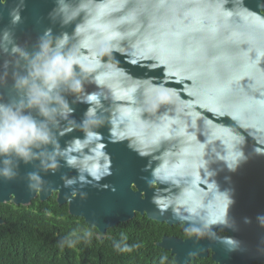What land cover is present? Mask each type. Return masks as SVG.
I'll return each mask as SVG.
<instances>
[{
    "label": "water",
    "instance_id": "95a60500",
    "mask_svg": "<svg viewBox=\"0 0 264 264\" xmlns=\"http://www.w3.org/2000/svg\"><path fill=\"white\" fill-rule=\"evenodd\" d=\"M16 2L0 0V48L9 52L13 41L32 54L45 30L71 35L80 26L68 47L80 68L96 77L85 84L86 93L97 94L107 114L95 129L98 141L80 151L106 157L111 175L101 188L82 189L87 198L70 201L61 176L77 173L61 161L55 173H41L47 181L42 192L30 191L24 180L0 179V202L28 205L55 192L58 204L66 203L102 237L136 213L181 223L183 230L199 227L200 220L224 214L227 191L234 201L227 213L231 227L213 225L214 235L198 242L164 234L156 244L176 264L207 256L217 264H264L257 252L264 249V227L257 222L264 216V0H133L136 6L124 15L129 0H83L84 10L64 27L48 16L56 0H25L21 21L12 25ZM6 60L18 58L0 50V66ZM12 84L10 71L7 86L0 87L3 102L16 97ZM72 106L79 122L89 105ZM83 136L62 122L59 145L71 151ZM133 143L147 154L133 150ZM239 148L247 159L230 170ZM153 170L163 179L149 184ZM32 171V164L21 162L22 176ZM229 238L240 242L238 249L229 250L235 246Z\"/></svg>",
    "mask_w": 264,
    "mask_h": 264
},
{
    "label": "clouds",
    "instance_id": "9594fccd",
    "mask_svg": "<svg viewBox=\"0 0 264 264\" xmlns=\"http://www.w3.org/2000/svg\"><path fill=\"white\" fill-rule=\"evenodd\" d=\"M24 7L25 0H17L15 6L10 9L12 25L21 21V11ZM83 10V0L75 4L69 0H56V6L48 16L53 23L59 22L60 26L64 27L71 24ZM79 27L77 25L72 34H75ZM4 35L12 36V33L6 31ZM71 35L62 32L53 36L52 29L49 28L38 38V51L32 54L13 41L10 52L9 48H0L4 53L17 57L18 61H24L21 65L18 61L6 60L0 66L2 68L0 87L7 86L11 71L12 88L17 94L8 102H3V96H0V179L24 180L30 191L42 192L47 181L43 179L41 173L45 175L55 173L61 167L60 162L64 161L68 168L74 169L77 173L72 177L66 174L61 176L63 187L69 190L66 197L70 201L77 196L81 199L87 198L88 193L82 189L88 185L101 188L103 185L99 182L111 175L110 164L106 157L98 160L94 153L80 151V145L87 148L89 143L98 141L95 129L103 126L107 114L100 97L95 93H86L85 84L95 82L96 77L86 74L80 68V61L73 58L72 49L68 47ZM0 41H3V36H0ZM21 69L26 74H21ZM68 96L72 97L71 103ZM81 103L89 106L84 111L82 119L77 122L73 118L75 108L72 105ZM62 122L78 127L84 133L83 138L79 143L74 144L71 151L59 145L58 134ZM129 146L142 156L147 154L135 143ZM246 159L244 152L239 148L237 159L229 169L235 170L240 162ZM21 162L25 165L32 164L36 171L22 176ZM144 171H148V168L146 167ZM162 179L158 171L153 170L152 178L148 183L153 184ZM222 193L226 194V205L224 214L220 218L206 222L200 220L201 226L189 224L185 229L189 235L196 238L197 242L212 233L213 225L232 226L229 224L227 213L234 201L227 191ZM152 203L158 207L160 205V199L156 194L153 195ZM244 222L251 223L248 218H245ZM257 222L264 227V216H257ZM91 236L90 231L84 232L85 238ZM79 239L77 233L73 232L60 241V244L62 247L65 245L73 247ZM229 239L235 245L229 250L238 249L240 242ZM126 241L127 237L122 235L120 241H113V245L120 252H130L133 247H138V245L129 246ZM257 252L264 255V249L261 247L257 248ZM188 255L192 256L195 253L189 252Z\"/></svg>",
    "mask_w": 264,
    "mask_h": 264
},
{
    "label": "trees",
    "instance_id": "16d2710c",
    "mask_svg": "<svg viewBox=\"0 0 264 264\" xmlns=\"http://www.w3.org/2000/svg\"><path fill=\"white\" fill-rule=\"evenodd\" d=\"M0 217V264H176L173 254L156 242L164 234H189L181 223L168 225L136 213L99 237L94 226L69 213L66 203H57L55 192L45 200L35 197L28 205L0 202ZM85 231L92 236L85 238ZM73 232L80 237L78 242L62 247L60 241ZM122 235L129 246L138 247L117 251L113 241H120ZM186 264L217 263L207 256Z\"/></svg>",
    "mask_w": 264,
    "mask_h": 264
},
{
    "label": "snow or ice",
    "instance_id": "6c2138e0",
    "mask_svg": "<svg viewBox=\"0 0 264 264\" xmlns=\"http://www.w3.org/2000/svg\"><path fill=\"white\" fill-rule=\"evenodd\" d=\"M134 6H136V5L134 4L133 0H129V2L127 3V5L124 8V12H121V15H124L128 9L133 8ZM133 63H135V61H133Z\"/></svg>",
    "mask_w": 264,
    "mask_h": 264
},
{
    "label": "flooded vegetation",
    "instance_id": "af4514ba",
    "mask_svg": "<svg viewBox=\"0 0 264 264\" xmlns=\"http://www.w3.org/2000/svg\"><path fill=\"white\" fill-rule=\"evenodd\" d=\"M168 235H172V234H168ZM188 235H189V234H188ZM188 235H187V236H188ZM185 237H186V236H185Z\"/></svg>",
    "mask_w": 264,
    "mask_h": 264
}]
</instances>
